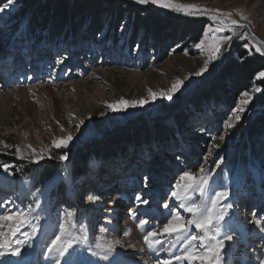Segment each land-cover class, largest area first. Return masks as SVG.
I'll return each mask as SVG.
<instances>
[{
  "label": "rangeland",
  "instance_id": "1",
  "mask_svg": "<svg viewBox=\"0 0 264 264\" xmlns=\"http://www.w3.org/2000/svg\"><path fill=\"white\" fill-rule=\"evenodd\" d=\"M97 1L42 35L0 0V264H264V71L205 98L264 58V0ZM144 124L163 131L116 154Z\"/></svg>",
  "mask_w": 264,
  "mask_h": 264
},
{
  "label": "trees",
  "instance_id": "2",
  "mask_svg": "<svg viewBox=\"0 0 264 264\" xmlns=\"http://www.w3.org/2000/svg\"><path fill=\"white\" fill-rule=\"evenodd\" d=\"M97 0H24L25 8L22 10L23 12L32 11L34 13V16L31 21L30 31H35L34 24L40 26V30L42 32V35H47L48 33H51L53 29L60 28V32L63 31L61 26H64L68 23L69 16L71 15L72 18L76 16L77 14L81 15L83 14L86 19V25L89 23V20H96V17L101 15L102 11L100 8V5L97 4ZM112 2L110 4V7L112 8L110 11H115L118 14H122L123 7L120 6V3L115 5ZM49 14V15H48ZM106 14H104L105 16ZM50 16V17H48ZM126 17L123 18V16L119 17V20L125 21ZM137 20V26L142 27L143 32H152V37L157 38L160 36V28L161 26L157 24H150L149 18L141 17L139 13H137V16L135 18ZM62 23H64L62 25ZM193 24V25H192ZM72 31H77L79 29L78 25L72 26ZM87 27V26H85ZM88 31H92V27ZM202 25L200 22H191V21H178L169 24V29L173 28V30H177L178 33L186 34L190 33L192 35H198L200 34ZM141 29V28H140ZM166 30V29H165ZM163 31V30H161ZM59 32V33H60ZM174 33V32H173ZM176 33V32H175ZM137 35L139 36V33L137 32ZM157 36V37H156ZM137 37H135L136 39ZM153 39V38H152ZM41 40V39H40ZM155 40V39H154ZM157 39L155 40V42ZM134 42V41H133ZM58 46L57 44H53ZM242 61H236L233 58L228 59L225 63V65L222 67V69L219 71L218 78H221V82L214 88L215 90H212L211 93H209L207 96L205 95V98L208 102H211L212 104H220L221 97L218 95H215V91H221L224 93H228L231 96V93L237 95L241 93L244 89H247L249 85L253 83L254 77L259 74L260 72L264 71V58L261 56H254L253 58H247L245 56V53H241ZM225 82H224V81ZM259 85L264 86V81L257 82ZM231 91V93H230ZM214 93V94H213ZM234 97V96H232ZM227 102H230L229 100ZM257 105L259 107H264V92L259 97ZM135 126V127H134ZM131 129V134L129 132L124 133L121 135L122 140H118V145L120 147V150L115 152L116 154L125 153L128 149V147L131 146H137L140 147V143H134L132 140H141L144 137L139 138L143 134L147 137H156L157 135H160L163 131L162 129L158 128L154 132H151L146 124L144 125H134ZM166 131V129H164ZM137 139H134L136 138ZM133 138V139H132ZM193 138H199V137H193ZM117 139V138H116ZM120 143V144H119ZM82 163H78L76 165V172H79L82 170ZM12 175V174H10ZM76 176V175H75ZM76 187V182H73V188Z\"/></svg>",
  "mask_w": 264,
  "mask_h": 264
},
{
  "label": "bare ground",
  "instance_id": "3",
  "mask_svg": "<svg viewBox=\"0 0 264 264\" xmlns=\"http://www.w3.org/2000/svg\"><path fill=\"white\" fill-rule=\"evenodd\" d=\"M175 158H177V157H175ZM177 159H178V158H177ZM178 160H179V159H178ZM178 160H177V161H178ZM180 160H181V159H180ZM175 163H176V161H175ZM106 173H107V172H106ZM104 174H105V173H104ZM108 188L110 189V187H108ZM103 194H104L103 191L100 192V195H103ZM106 200H107V201H115V200H116V197L112 196V194H109L108 197L106 198ZM103 204L109 205V204H107V203H103ZM120 206L123 207L124 204H122V205H120ZM121 207H120V208H121ZM244 217H246V215H245ZM137 247H138V246H137ZM140 247H141V246H139V248H140ZM137 252H138V251H137ZM138 253H139V252H138ZM141 253H142V252H141ZM142 255H143V254H142ZM235 264H238V262H236ZM240 264H244L243 261H241Z\"/></svg>",
  "mask_w": 264,
  "mask_h": 264
}]
</instances>
